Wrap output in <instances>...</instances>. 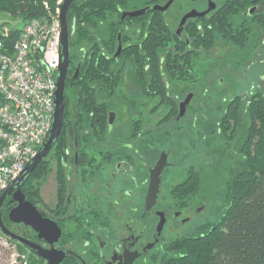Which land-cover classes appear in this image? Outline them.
Wrapping results in <instances>:
<instances>
[{"label": "flooded vegetation", "instance_id": "af4514ba", "mask_svg": "<svg viewBox=\"0 0 264 264\" xmlns=\"http://www.w3.org/2000/svg\"><path fill=\"white\" fill-rule=\"evenodd\" d=\"M175 1L180 12L174 30L187 40L183 32L186 21L210 14L224 0L220 4L212 0L214 9L187 18L180 33L177 28L181 17L193 9L205 11L209 0H172L163 11L169 23L168 10ZM187 4L192 5L183 9ZM262 4L259 1L250 5L248 13L260 12ZM135 26L139 30L132 31V43H137L142 34L140 25ZM124 46L121 42V49ZM116 48L110 57L115 60ZM74 67L69 58L66 81L77 77L79 67ZM104 70L109 72L106 81H98L89 94L94 93V111L103 113L106 122L98 129L97 138L106 140L99 142L101 148L94 160L90 158L92 162L80 163L79 156L82 160L88 156L87 151L77 150L74 132V141L66 151L72 157L64 166L54 162L45 177L29 181L32 189L24 190L22 181L20 191L25 202L18 195L12 200V193L5 197L0 209L2 224L16 236L12 238L0 230L6 244L12 246L2 247L8 264H166L175 255L179 239L203 233L201 226L214 220L208 214L207 200L199 203L195 199L200 182L196 178L198 115L192 104L197 77L191 74L190 80L182 82L163 74L161 81L149 83L145 69L141 78L131 66L113 65ZM179 83L187 84L181 95L174 92ZM69 104L74 107L73 101ZM229 120L225 132L220 131L221 121L218 130L223 137L234 138L237 125ZM81 130L83 138L95 135L88 126ZM66 131L70 137L69 128ZM161 155L165 156V165L151 202V169ZM15 207L19 210L12 221L9 211Z\"/></svg>", "mask_w": 264, "mask_h": 264}, {"label": "trees", "instance_id": "16d2710c", "mask_svg": "<svg viewBox=\"0 0 264 264\" xmlns=\"http://www.w3.org/2000/svg\"><path fill=\"white\" fill-rule=\"evenodd\" d=\"M165 1L76 0L71 3L67 12L69 58L79 67L78 75L65 83L61 130L47 156L25 179L24 190L32 189L31 179L46 176L50 160L56 166H64L68 157H72L66 151L74 141V132L77 150L87 151L88 156L87 160L79 156V162L95 159L97 149L101 148L99 142L106 140L97 138L98 129L106 122L103 113L94 111V93L89 92H93V85L98 81H106L104 77L109 72L104 69L113 65L131 66L140 78L145 69V80L149 78V83L161 81L163 74L184 82L190 80L191 74L197 77L202 72L201 59L218 41L242 49L254 31L264 35V0H224L210 14L186 21L183 32L187 40L176 34L165 12L149 8ZM259 1L263 2V10L250 15L248 7ZM48 4L53 13L59 6L57 0H49ZM138 8L148 9L139 15L121 18L123 10ZM0 11L13 20L23 21L45 12L39 0H0ZM135 25H140L142 34L137 43H132ZM118 34L125 46L115 60L110 57ZM71 101L74 107L69 104ZM243 111L247 114L248 126L239 148L242 163L237 170L229 168L223 209L216 220L201 226L199 230L203 233L179 239L175 255L166 264H264V92H255L246 103L239 96L230 100L221 118L220 131L228 129L224 125L229 119L237 125ZM84 126L92 128L95 133L92 138L81 136ZM196 178L199 181L200 176ZM197 185L199 188V182Z\"/></svg>", "mask_w": 264, "mask_h": 264}, {"label": "built area", "instance_id": "2783aa9c", "mask_svg": "<svg viewBox=\"0 0 264 264\" xmlns=\"http://www.w3.org/2000/svg\"><path fill=\"white\" fill-rule=\"evenodd\" d=\"M39 1L44 14L25 21L0 11V195L36 155L53 119L62 0L54 13L49 0ZM3 246L12 249L0 232Z\"/></svg>", "mask_w": 264, "mask_h": 264}, {"label": "rangeland", "instance_id": "374dc122", "mask_svg": "<svg viewBox=\"0 0 264 264\" xmlns=\"http://www.w3.org/2000/svg\"><path fill=\"white\" fill-rule=\"evenodd\" d=\"M216 2L220 4L222 0ZM190 5L192 4H187L183 9ZM179 12L178 1H175L168 10L173 27ZM136 30H139V26H134V33ZM254 32L244 48L239 49L232 43L218 41L200 61L203 67L197 76L196 98L192 102L196 105L198 115L196 153L200 176L199 191L195 199L199 203L202 199L207 200L208 214L214 220L223 209L229 168L237 170L241 166L242 155L239 148L248 126L247 114L243 111L239 115L234 138H228L227 135V138L223 137L218 128L226 104L234 95H238L246 103L255 92H264V35ZM186 85L177 84L174 92L181 95L182 88ZM50 166H55L53 160H50ZM47 184L49 182L45 183L46 186ZM0 257V264H8L6 252H1Z\"/></svg>", "mask_w": 264, "mask_h": 264}, {"label": "water", "instance_id": "95a60500", "mask_svg": "<svg viewBox=\"0 0 264 264\" xmlns=\"http://www.w3.org/2000/svg\"><path fill=\"white\" fill-rule=\"evenodd\" d=\"M76 0H62L59 6V13H58V20L60 24V36H59V64L57 66V73L55 77V89H54V110H53V119L51 122V126L49 128L47 137L40 145L38 152L36 155L24 166V168L20 171V173L14 178V180L10 183V185L2 192L0 195V209L2 207V204L4 202L5 197L12 193V200L18 199L24 201V196L22 192L20 191V184L22 181H24L29 174L35 169V167L39 164V162L45 158L50 151L55 139L58 137L59 132L62 127L63 123V117H64V91H65V83H66V74H67V68L69 64V27L67 24V12L68 8ZM172 0H167L165 4L163 5H154L152 6V9H158L161 11H164L168 8ZM215 3L212 0L208 1V7L205 11L199 12L195 9L190 10L189 12L185 13L178 24L177 32L180 33L182 30V25L184 24L185 20L187 18H192L195 16H203L206 12L210 11L211 9H214ZM145 11V8L141 9H135V10H123L121 13V18L128 16H136ZM118 46L115 51V56H118L120 50H121V42H120V36L118 34ZM187 99H185L184 103ZM181 106V109L183 108V105ZM165 165V156L161 155L158 161L155 164V167L151 169V177H150V186H149V198L151 199V202L154 201L159 182H160V171ZM16 189L15 191H13ZM18 195V197H17ZM18 208H12L9 211V218L12 221H15L16 214L18 212ZM25 219V218H24ZM32 225H34L32 222H27ZM0 230L3 231L5 234L11 236L12 238H16V236L7 231L2 224L1 219V211H0Z\"/></svg>", "mask_w": 264, "mask_h": 264}]
</instances>
